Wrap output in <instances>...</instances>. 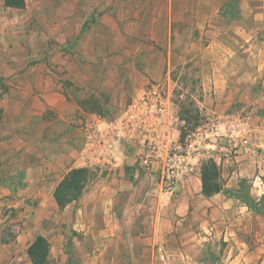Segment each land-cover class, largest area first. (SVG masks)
I'll return each mask as SVG.
<instances>
[{
  "label": "rangeland",
  "instance_id": "rangeland-1",
  "mask_svg": "<svg viewBox=\"0 0 264 264\" xmlns=\"http://www.w3.org/2000/svg\"><path fill=\"white\" fill-rule=\"evenodd\" d=\"M22 1V7H14L0 0V241L8 244L25 229L23 223L27 218L33 217L36 223H41L47 211H51L53 203H49V192L42 185V129L39 120L33 121V126H25L23 106L40 93L43 87L40 77L46 76L47 67L53 70L52 66L59 67L64 58L70 57L72 62L66 64L64 73L73 75L71 78L79 74L80 65L75 59V39L103 12L118 8L122 10L127 23L139 21L137 15L134 18L131 15L135 14L134 9L140 7L139 0ZM174 1L179 6L176 10L179 13L171 17L169 39L162 37L155 40L158 43L155 44L135 36V40L147 42L146 46L160 48L164 54L163 59H168L158 81L150 80L140 88L138 86L140 79L134 68L143 69L138 55L147 52L141 46L135 54L137 56H126L122 59L123 65L108 66L106 71L101 72L102 79L106 80L101 87L92 86L96 76L87 71L85 75L91 77V85L77 83L78 86L67 80V89L75 92L87 85L85 89L95 90L84 97L85 102L89 101L88 106L93 114L89 120L105 119L108 123L122 115L130 101L143 90L158 85L160 93L169 99L180 119L184 120L181 113L186 115L180 135L184 140L187 134H193V171L196 172L195 167L200 168L203 161L212 158L219 167L224 187L210 198L193 193L195 195L191 197L189 208L182 217L183 224L177 230L173 228L175 235L169 245L184 248L191 264H264V202H256L260 212L245 205L241 198L245 191L240 187L243 186L249 193L248 183L235 176L231 178L239 164L233 157L238 150L246 153L259 149L254 141L264 131L252 122L255 116H264V111L257 112L253 104H248L253 87L264 92L261 84L251 85L250 79L259 59H244L252 55L239 45L232 46L227 37H231V26L253 23V17L244 20L239 16L233 20L223 16L221 5L230 4L231 0ZM238 6L250 5L242 0ZM261 35L264 40V32ZM138 46L139 43H136L135 49ZM222 50L225 51V57H229V54L236 56V59L229 58L227 65L222 66V70L230 78L233 77L232 81L229 79L219 84L224 90L218 89L216 81L210 76V72L216 69L211 63L215 61L213 59L216 54L221 56ZM263 52V49H255L252 54L262 55ZM56 73L60 74L61 71ZM241 76L245 79L239 80ZM231 86L240 88L237 90L236 101L232 103L231 93L228 92ZM132 87L134 90L130 91ZM13 105L18 107L14 108L17 109L16 116L5 118V111ZM113 142V154L116 156L112 167L116 172H109L104 169L105 166H95L89 170L85 188L90 191L91 187L122 180L124 183H139L143 189L151 188L159 195H168L170 200L173 199L176 192L159 191V166L154 165L153 171H144L138 167L135 162V143L130 144L132 154L125 145L121 147L119 141ZM126 149L129 154H126ZM227 158L228 162L224 161ZM227 182L229 188L225 187ZM148 199L145 194L142 198L144 204ZM52 205L57 207L54 203ZM86 205L85 202L74 201L62 211L64 223L60 222L57 226V233L63 237L62 246L50 250L46 264L150 263L149 245L135 238L118 241V245L113 242L110 254L100 250H94L93 253L84 232L72 224L76 209H81L77 216L79 220L85 219L81 216L85 215ZM97 205L102 204L98 202ZM100 211L103 212V209ZM119 214L126 219L130 210L124 208ZM131 229L133 227L128 223L126 230ZM182 232L185 233L183 246L177 238ZM95 241L98 245H104L101 239ZM155 262L164 264L160 258Z\"/></svg>",
  "mask_w": 264,
  "mask_h": 264
},
{
  "label": "crops",
  "instance_id": "crops-1",
  "mask_svg": "<svg viewBox=\"0 0 264 264\" xmlns=\"http://www.w3.org/2000/svg\"><path fill=\"white\" fill-rule=\"evenodd\" d=\"M241 1L231 0L237 12L233 20H236L239 16H242L244 20L247 17H253L254 22L231 26V37L227 34L223 35L230 38L232 46L238 47L239 45L252 55L244 57V59H259V64L250 78L251 85L261 84V87L264 88V52L262 55L252 54L255 49H263L264 51V40L261 38V33L264 32V0H246L250 5L249 7L238 6ZM139 5V9H134L135 14L131 15L133 18L137 15L139 21L125 23L122 10L118 8L108 9L95 19L87 30L77 34L75 59L80 65L79 74L71 78L73 75L64 73L65 67H67L66 64L69 65L72 62L70 57L64 58L59 67L52 66L53 70L47 67L46 76L41 75L40 77V82L43 83L40 93L35 95L29 104L26 102L23 106L25 126H33V121L37 122L39 120L42 129L43 137L40 153L42 159V185L49 192V203L53 202L55 204L52 193L62 177L73 168H87L90 170L94 169L95 166H105L104 169L109 172H116V169L113 170L112 167L114 162L103 164L104 161H110V156L105 157L98 153L94 157L93 152H91V146L94 150V144L97 148L101 146V140L104 143L108 141V138L104 135V122L106 123V120H89V117L93 115L92 110L88 106L89 101H84V97L91 94V92L94 93L95 90L85 89L86 85L85 88L82 87L75 93L67 89V80L75 85L80 83L85 86V84H90L89 80H92L85 73L91 71L96 76V80H93L95 83H92V86L101 87L106 83V80L102 79L101 72L106 71L108 66L110 68V66L123 65L122 59H125L126 56H137L135 54L141 46L145 47L147 52L138 55L143 69L134 68V72L138 73L140 79L139 88L150 80L158 81V78L162 77L164 64L168 62V59H163V51L156 46H146L147 42L135 40V36L155 44H158L155 40L162 37L164 39L168 37L169 39L171 17L179 13L176 12L179 6L174 0H139ZM157 31L159 34H157ZM136 43H139L137 49H135ZM222 52L221 56L216 54V58L213 59L215 61L211 65H215L216 69L210 72V76L213 81H216L218 89L224 90L223 87H219V84L229 79L232 81L233 77L230 78L222 70V66L227 65L229 58L236 59V56L229 54V57H225V51L222 50ZM56 71H61V73L57 74ZM243 79L245 77H239V80ZM228 88L230 89V87ZM253 89L250 91L251 98L248 104H253L257 112H262L264 110V92L255 90L257 89L255 87ZM131 90L133 91L134 88H130ZM237 90H240V88L236 86H231L230 91L228 90L231 93V103L236 101ZM14 108L18 107L14 105L8 107L5 111L7 112L5 118L6 116L7 118L12 115L16 116L17 109ZM252 122L256 125L255 127L264 130V116H255ZM97 133L100 134V139ZM262 134L264 135V131ZM262 136L254 141V145H257L259 149L251 152L246 151V153H241L238 150L237 155L233 157L235 162L239 164H237V169L234 168L231 178L235 176L246 180L249 186V195L255 202H264V138ZM92 137H94V140ZM111 143L108 144L107 150L108 152L110 150L113 154L114 148H112ZM119 143H121V147L125 145L131 153L133 152L130 144L134 142L119 141ZM127 149L126 154H129ZM138 151L139 147L136 146V152L138 153ZM95 152L94 150V154ZM11 154H13V149ZM101 156L103 159H101ZM115 156V154L112 155L113 158ZM224 161L228 162V158ZM195 170L196 172L192 171L189 178L180 184L181 189L175 193L172 200L168 198V195L161 196L151 188L143 189L139 183L129 181H126V183L122 180L120 182L103 183L91 187L90 191L86 187L79 199L75 201L87 204L84 207L85 215L81 216L85 219L79 220L77 216L81 209H76L75 221H72V224L75 228L79 227L84 232L83 235L88 240L93 253L94 250H100L110 254L113 242L118 245V241L135 238L144 240L149 245V264H154L155 260L158 261L159 258L163 260L164 264H191L192 261H190L184 248L175 247L174 244L170 246L169 243H172L175 235L173 228L177 230L178 226L183 224L184 219L182 217L189 208L191 197L195 194L201 195L199 167H195ZM225 187L229 188L228 182ZM103 191L105 193L103 194L104 199L102 196ZM145 194L149 197L146 204L142 201ZM98 202H101L102 205H97ZM53 203H51V211H47L45 219L41 223H36L33 217L27 218L23 223L25 229L18 233L9 244L0 241V264H31L27 255V248L37 236H42L49 243V256L52 248L62 246L63 237L57 233V226L60 222L64 223L62 218L64 209L61 212L59 209L56 210L57 207L55 208L52 205ZM100 208L103 209V212L100 211ZM124 208L130 210V214L126 219L119 214ZM53 215L54 217H52ZM128 223L133 227L130 231L126 230ZM118 225H120V228H118ZM184 237L185 233L183 232L177 235L182 246ZM95 239L103 240L104 245H98ZM164 243L166 245H163Z\"/></svg>",
  "mask_w": 264,
  "mask_h": 264
},
{
  "label": "built area",
  "instance_id": "built-area-1",
  "mask_svg": "<svg viewBox=\"0 0 264 264\" xmlns=\"http://www.w3.org/2000/svg\"><path fill=\"white\" fill-rule=\"evenodd\" d=\"M122 113L112 121L104 122V135L108 141L104 143L101 140V146L97 148L94 144L95 154L91 146L94 157L98 153L110 156V161H104L103 164H111L114 161L113 154L107 150L111 139L112 142H134L139 147L135 157L139 168L153 171L154 165L159 166V191H179L180 184L193 171L192 150H195V142L192 140L193 134L181 139L180 129L185 121L172 109L169 99L163 97L158 85H152L133 98ZM97 134L100 139V134Z\"/></svg>",
  "mask_w": 264,
  "mask_h": 264
},
{
  "label": "trees",
  "instance_id": "trees-1",
  "mask_svg": "<svg viewBox=\"0 0 264 264\" xmlns=\"http://www.w3.org/2000/svg\"><path fill=\"white\" fill-rule=\"evenodd\" d=\"M5 4L14 7L24 5L22 0H5ZM221 13L223 16L235 18L237 12L234 3L221 5ZM185 116L184 113H181L184 120ZM189 119L187 120L190 121ZM88 177L89 169L73 168L58 182L52 197L59 210L65 209L69 204L79 199L85 189ZM220 177L219 167L212 158L202 162L199 168V179L201 184L200 193L204 198H210L223 190L224 187ZM240 188L245 191L243 196L241 195L243 203L252 207L254 211L260 212L259 208L256 207L257 203L251 199L248 191L243 186ZM27 255L31 264H46L49 260V243L42 236H37L27 248Z\"/></svg>",
  "mask_w": 264,
  "mask_h": 264
}]
</instances>
